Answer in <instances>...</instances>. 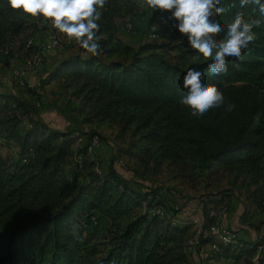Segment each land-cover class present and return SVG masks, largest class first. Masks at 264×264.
Wrapping results in <instances>:
<instances>
[{"label":"trees","instance_id":"obj_1","mask_svg":"<svg viewBox=\"0 0 264 264\" xmlns=\"http://www.w3.org/2000/svg\"><path fill=\"white\" fill-rule=\"evenodd\" d=\"M231 2L221 0V6ZM236 3V8L217 17L222 24L232 22L240 11L246 21L260 20L261 25L254 28L257 39L243 59H228L226 74L210 76V61H188L195 53L187 38L171 27L168 14L159 11L146 8L152 41L136 49L119 47L116 21L141 8L136 0H108L98 22L100 55H67L39 87L56 83L70 91L79 100L87 124L113 125L121 133L134 126L137 151L156 154L160 163L188 181L203 176L207 182L218 173L262 178L264 15L256 5L241 9L239 0ZM43 22L49 21L23 19L5 10V0H0V54L10 56L12 50L5 46L34 35ZM26 43L19 47L25 58L34 49ZM173 51L176 54L171 57ZM190 68L202 71L203 82L224 94L225 106L202 117H192L180 106L179 100L186 95L183 78ZM229 102L235 108L226 112ZM29 111L30 105L21 97L0 91V131L18 148L15 155L0 151V264H209L220 260L210 255L198 263L191 261L200 248L192 253L186 250L190 227L172 220L150 187L144 193L136 191L116 168L121 167L119 163L111 161L105 172L96 171L98 163L87 158L91 154L87 147L97 134H90L89 142L79 149V177H71L66 167L73 155V132L54 128L38 115L23 121ZM22 123L26 125L21 127ZM219 203L207 200L203 204L207 216L202 229L214 222L207 205ZM155 206L167 216L151 213ZM100 221H105L102 231ZM260 242L238 239L236 245L224 248L223 257L236 262L248 259ZM200 243L209 245L212 238L204 235Z\"/></svg>","mask_w":264,"mask_h":264},{"label":"rangeland","instance_id":"obj_2","mask_svg":"<svg viewBox=\"0 0 264 264\" xmlns=\"http://www.w3.org/2000/svg\"><path fill=\"white\" fill-rule=\"evenodd\" d=\"M148 18L149 12L146 8H141L135 15L117 20L116 35L119 47L127 46L136 49L139 45L152 41L147 31ZM128 24L132 26L131 31H127ZM53 30L54 28L50 22H43L34 35L15 39L5 46L11 49L12 53L8 57L0 54V91H11L7 80L11 79L13 70L24 66V51H19V47L28 40L43 45L45 53L47 50H51L52 58L50 60L52 62H58L71 53L88 54L75 41L66 43V38L62 36L63 48L60 50L53 49L49 40L50 35L54 33ZM175 54L176 52L173 51L170 56L173 57ZM188 58V61H192L191 57ZM46 62L47 56L45 55L43 66ZM43 66L38 73L27 75L26 80L29 86L24 88L13 86L14 92L30 105L29 114L27 117L22 118L23 121L26 122L27 118L38 115L60 129L73 132L72 136L75 139L73 155L66 167L71 177H79V166L81 165L79 149L89 142L88 136L94 133L99 137L100 146L87 158L97 161L96 171L103 173L107 170L111 161H114V165H118L120 161L122 166H116V168L129 179L134 189L144 193L150 187L151 192L155 191V201H160L163 204L168 216L178 223L184 222L187 224L190 227L191 234L193 232L192 221L197 220L204 224L203 220L207 216L204 205L200 202L202 197L209 201L220 202L218 205L213 204L211 207L208 204L207 209L209 211H222L220 223L225 219L227 221L225 227L228 230L236 233L233 229L238 228L240 223L248 229L254 228L260 231L264 229V177L252 178L246 174L236 177L234 174L218 173L207 182L203 176L195 182L188 181L178 175L173 168L165 163H160L156 154L146 155L137 151L135 144L137 137L132 134L134 126L129 131L121 133L113 125L87 124L83 120L84 113L80 111L79 100L73 98L70 91L61 89L56 83L38 87L37 82L40 83L43 80L41 78L42 73H40ZM29 76H32V78L35 76L36 80H29ZM37 103L39 106H36ZM25 125L26 123H22L21 127ZM16 149L14 142L7 140L0 131L1 153L3 155H15L17 153ZM169 190H175L180 194L178 207L173 208L170 201L165 197ZM233 223L238 227L232 225ZM104 227L105 221H100L98 229L102 231ZM204 227L203 229L206 232L208 227ZM263 237L262 235L258 238L262 240ZM199 251L195 255H191L192 261H194L193 258L195 260L198 258L197 253ZM206 251L211 253L209 250ZM239 260L237 264L250 263L248 259Z\"/></svg>","mask_w":264,"mask_h":264},{"label":"clouds","instance_id":"obj_3","mask_svg":"<svg viewBox=\"0 0 264 264\" xmlns=\"http://www.w3.org/2000/svg\"><path fill=\"white\" fill-rule=\"evenodd\" d=\"M140 8H147L152 13L168 14L167 20L181 37L187 38L188 46L194 51L193 63L210 61V76L226 74L227 61L243 59L249 45L257 39L254 28L260 27L261 21H246L242 12L237 11L232 22L222 24L217 17L237 7L236 0L221 6V0H136ZM108 0H5V10L16 12L21 18L42 17L51 26L63 34L66 43L75 41L81 49L92 56L100 55L98 43V23ZM256 5L264 15V3L261 0H239L242 9ZM221 34H223L221 36ZM218 37H220L218 39ZM204 73L190 68L183 78L186 91L179 104L187 109L192 117H202L211 109L225 106L224 94L215 85L203 82ZM235 108L227 103L226 112Z\"/></svg>","mask_w":264,"mask_h":264},{"label":"built area","instance_id":"obj_4","mask_svg":"<svg viewBox=\"0 0 264 264\" xmlns=\"http://www.w3.org/2000/svg\"><path fill=\"white\" fill-rule=\"evenodd\" d=\"M132 26L130 24L127 25V31H131ZM151 39L154 38L153 35L150 36ZM50 46L53 49H62L63 43L61 37L57 33H52L49 37ZM26 46H34L33 51L31 54L25 58L24 66L22 68H18L13 70L11 74V79L7 80L11 87V93L15 94L13 86L24 88L29 86L26 80L28 74H36L38 73L39 69L43 66L45 61V48L43 45H39L35 43L33 40H28ZM7 54V51L3 52ZM40 83L37 82V86L39 87ZM100 146V140L98 136H94L90 144L87 147V152L92 153L95 149ZM119 165L122 166V163L119 161ZM167 198L172 203L173 207H178V202L180 201V194L175 190H169L166 193ZM200 202L202 204L207 203V199L202 197ZM174 203V204H173ZM146 205V202L143 203ZM176 207V209H177ZM151 213L158 215L160 217L167 216L164 209L160 206H155L151 208ZM222 211H213L211 210L209 215L214 218V222L209 225L208 230L205 232L202 229L201 221L194 220L192 221V229L193 232L191 236L188 238L186 242V250L188 253L194 252L196 249L201 248L200 239L204 235H208L212 238V243L209 244L210 254L213 257H221V261H226L229 264H235L236 261L233 258H224L223 257V250L224 248L234 246L238 243V236L233 231L228 230L227 228L223 227L220 223V216ZM91 223L93 225H97V221L94 218H91ZM264 241V237L262 239ZM259 254L254 255L249 261V264H264V243L259 245L258 247Z\"/></svg>","mask_w":264,"mask_h":264},{"label":"crops","instance_id":"obj_5","mask_svg":"<svg viewBox=\"0 0 264 264\" xmlns=\"http://www.w3.org/2000/svg\"><path fill=\"white\" fill-rule=\"evenodd\" d=\"M52 54V51L51 50H47L45 55L47 56V62L45 63V66H43L42 70L40 71V73H42V79L46 76V74L51 70L53 69L58 63V62H52L50 59L52 58L51 55ZM29 80H36V77L34 76V78H32V76H29L28 77ZM42 119L48 123L50 126L54 127V128H58L56 125H54L52 122H49L47 119H44V117H42ZM60 129V128H59ZM17 148V147H16ZM18 151V148L16 149ZM16 151V152H17ZM16 154V153H15ZM212 206V205H211ZM210 206V207H211ZM184 223V222H182ZM235 223H233L232 225H234ZM221 225L223 227H225V225H227V221L224 219L222 222H221ZM234 226H237V225H234ZM239 226V227H238ZM236 229H233L237 236L239 237L240 240L244 241V242H247V243H256V242H260V245L262 243H264V241H262L261 239H259L258 237L260 236H264V229L261 231L260 230H255L254 228L252 229H248L246 227H244L241 223L240 225H238ZM226 228V227H225ZM190 231H189V235H190ZM259 247V246H258ZM258 247H257V250L255 251V253L250 257L248 258V260H250L254 255L256 254H259V251H258ZM207 248V249H206ZM206 250H209V245H203L201 248H200V252L197 254L198 258H193L194 259V263H198L199 261H203L205 259H207L208 257H210V253H207ZM244 258H241V260H243ZM192 261V260H191ZM240 260H238L235 264L239 263ZM209 264H229L228 262L226 261H221V260H210L208 261Z\"/></svg>","mask_w":264,"mask_h":264}]
</instances>
